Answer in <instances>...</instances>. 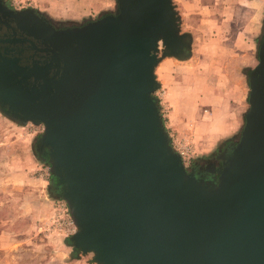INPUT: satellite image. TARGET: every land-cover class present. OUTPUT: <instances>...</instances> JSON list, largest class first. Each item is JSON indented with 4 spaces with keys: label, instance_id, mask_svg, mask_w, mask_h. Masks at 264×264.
I'll list each match as a JSON object with an SVG mask.
<instances>
[{
    "label": "water",
    "instance_id": "95a60500",
    "mask_svg": "<svg viewBox=\"0 0 264 264\" xmlns=\"http://www.w3.org/2000/svg\"><path fill=\"white\" fill-rule=\"evenodd\" d=\"M54 26L0 0V113L42 127L36 152L90 264H264V32L247 111L213 182L170 146L153 93L163 58L190 56L171 0Z\"/></svg>",
    "mask_w": 264,
    "mask_h": 264
},
{
    "label": "rangeland",
    "instance_id": "374dc122",
    "mask_svg": "<svg viewBox=\"0 0 264 264\" xmlns=\"http://www.w3.org/2000/svg\"><path fill=\"white\" fill-rule=\"evenodd\" d=\"M6 1L15 10L26 8L37 10L56 27L80 25L116 11L115 0H110L109 9L101 12H87V9L75 12L73 6L82 5L81 0H72L68 4L60 0V6L63 7L59 6V0ZM237 1L239 8H247L246 0ZM261 3L259 31L257 39L252 41L249 49V60L240 70L243 76L234 69V63L230 64L235 57L232 54H223L224 48L232 49L231 46L234 44L232 39H218L216 35H212L204 41L195 39L193 40L195 45H191V35L200 33L195 29L198 26V16L194 14L184 17L187 21L183 27L185 31L179 27V33L190 36V52L191 49L200 47L201 54L193 51L184 60L163 58L158 62V64L169 62L167 70L175 82L180 78L192 84L197 79L205 83L206 89L210 91L207 94L210 102L204 107L201 105L202 110L204 109L202 111L205 115L204 120L234 124L232 133L220 138L209 148L202 151L192 147L189 164L202 162L205 158L211 157L225 142L235 140L239 136L243 116L248 108L247 73L257 63V48L264 32V0H261ZM173 7L176 11L174 5ZM211 30L213 32L212 27ZM244 51H239V54ZM246 52L248 53L247 50ZM194 57H199L198 65L193 62ZM238 77L241 78V88L237 85ZM156 82L158 88L152 95L156 99L164 127L168 123L163 98L165 87L158 80ZM41 133V126L30 123L19 125L0 113V264H90L91 254L77 256L68 246L67 238L72 233L70 229L68 230L67 224L71 220L66 205L56 198L55 193L52 195L48 165L39 159L36 152V141ZM186 144L190 150V143ZM36 193H41L44 201L40 208H38L40 200L36 198Z\"/></svg>",
    "mask_w": 264,
    "mask_h": 264
},
{
    "label": "crops",
    "instance_id": "0c3cea01",
    "mask_svg": "<svg viewBox=\"0 0 264 264\" xmlns=\"http://www.w3.org/2000/svg\"><path fill=\"white\" fill-rule=\"evenodd\" d=\"M71 1L64 0L62 2L68 4ZM171 1L176 8L179 17V27L182 31H185L183 27L187 24L184 17H188L191 14L198 16V26L195 29L200 31V33L191 35L192 46L195 45L193 40L204 41V39L212 35H216L218 39L228 38L233 40L232 49L224 48L223 54L228 53L235 57L233 61H230V64L234 63V69L237 70L239 75L243 76L240 70L245 67L246 61L249 60V49H251L252 41L257 39L259 31L262 8L261 0H246V9L239 8L237 0H230V2L228 0ZM81 2L82 5L75 4L73 6L75 12L82 9H87V12H101L109 9L110 5V0H81ZM191 51L199 54L202 52L200 47L191 49ZM239 51L244 52L239 54ZM198 58L194 57L193 60L197 65ZM168 67L169 62H165L164 64L159 63L154 74L156 80L165 87L163 98L165 107L167 108L168 123L164 127L170 144L184 145L190 143V152H192L193 148L203 151L220 140V138L232 133L234 131V124L219 123L217 120H204L205 115L202 113L204 110L202 108L210 102V98L207 95L210 91L206 89L205 83L197 79L192 84L180 78H178L179 81L175 82L174 77L168 73ZM237 80V85L241 88V78L238 77ZM209 110L211 111V109ZM180 140L181 143H179ZM36 198L38 201L40 200V203L38 202V208H40L44 204L41 193H36Z\"/></svg>",
    "mask_w": 264,
    "mask_h": 264
},
{
    "label": "flooded vegetation",
    "instance_id": "af4514ba",
    "mask_svg": "<svg viewBox=\"0 0 264 264\" xmlns=\"http://www.w3.org/2000/svg\"><path fill=\"white\" fill-rule=\"evenodd\" d=\"M5 7L13 9L6 0H2ZM114 13V12H113ZM237 139L228 140L218 148L214 155L209 158H205L202 162H194L186 167V171L189 172L196 180L203 182H213L217 179L220 168L226 163V159L223 154L226 150L232 146ZM56 186L51 185V191L56 193Z\"/></svg>",
    "mask_w": 264,
    "mask_h": 264
},
{
    "label": "built area",
    "instance_id": "2783aa9c",
    "mask_svg": "<svg viewBox=\"0 0 264 264\" xmlns=\"http://www.w3.org/2000/svg\"><path fill=\"white\" fill-rule=\"evenodd\" d=\"M170 146L172 147V149L174 150L175 153L178 154V156L180 157V160L182 162V165L184 167H187L189 165V149H188V145L187 144H170ZM69 226L68 230L70 229V233L74 232V226L72 225V222L70 221L68 224Z\"/></svg>",
    "mask_w": 264,
    "mask_h": 264
},
{
    "label": "trees",
    "instance_id": "16d2710c",
    "mask_svg": "<svg viewBox=\"0 0 264 264\" xmlns=\"http://www.w3.org/2000/svg\"><path fill=\"white\" fill-rule=\"evenodd\" d=\"M54 194V192H52V195Z\"/></svg>",
    "mask_w": 264,
    "mask_h": 264
}]
</instances>
